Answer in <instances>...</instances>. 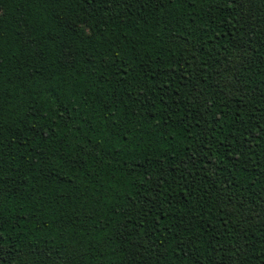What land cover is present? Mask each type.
<instances>
[{"label": "trees", "instance_id": "1", "mask_svg": "<svg viewBox=\"0 0 264 264\" xmlns=\"http://www.w3.org/2000/svg\"><path fill=\"white\" fill-rule=\"evenodd\" d=\"M0 264H264V0H0Z\"/></svg>", "mask_w": 264, "mask_h": 264}]
</instances>
